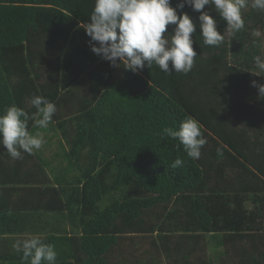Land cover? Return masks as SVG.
I'll list each match as a JSON object with an SVG mask.
<instances>
[{"label":"trees","instance_id":"1","mask_svg":"<svg viewBox=\"0 0 264 264\" xmlns=\"http://www.w3.org/2000/svg\"><path fill=\"white\" fill-rule=\"evenodd\" d=\"M94 2L0 0V114L14 104L31 116L33 95L57 108L46 129L28 122L29 132L43 135L39 150L10 164L0 146V171L10 174L0 176V264H24L13 244L46 217L68 220L71 229L56 227L57 235L41 238L54 246L56 264H112L108 256L128 235L176 230L263 235L264 192L255 195L251 210L242 200L231 208L226 196L211 204L210 194L211 205L203 202L197 194L205 185L198 160L187 157L162 129L178 128L186 116L193 117L204 138L235 159L242 179L264 183V122L250 125L264 117V96L252 86L253 81L264 84V72L254 65L257 56L264 61V12L249 0L242 14L245 26L233 33L206 6L202 11L217 21L224 40L218 47L206 46L197 27L192 37L197 57L187 74L164 73L154 64L135 74L123 64L95 72L103 59L91 51L83 30ZM180 2L171 0V6ZM183 12L198 24L199 12L187 5ZM174 27L168 26V33ZM217 149L213 153L222 159ZM177 158L183 166L173 168ZM189 197L196 209L188 216L184 211L188 220L171 229L170 221L182 214L178 203ZM105 199L111 202L101 208ZM254 261L264 263V253Z\"/></svg>","mask_w":264,"mask_h":264},{"label":"clouds","instance_id":"2","mask_svg":"<svg viewBox=\"0 0 264 264\" xmlns=\"http://www.w3.org/2000/svg\"><path fill=\"white\" fill-rule=\"evenodd\" d=\"M248 3L249 0H181L174 8L171 0H95L83 30L90 37L91 51L113 67L123 64L125 70L135 74L145 65L150 68L154 64L164 73L187 74L197 57L192 39L197 27L206 46L218 47L224 40V33L217 31V21L209 11L202 10L206 6L214 9L226 22V30L235 33L245 26L241 10ZM186 5L200 13L198 24L183 12ZM251 7L264 12V0H251ZM168 26H175L172 33H168ZM254 65L264 72L261 57L254 58ZM252 86L260 97L264 96V84L253 81ZM29 103L36 109L31 116L14 104L0 114V146L13 159H22V153L32 154L44 144L40 132L28 131L29 120L34 127L46 129L57 111L56 105L43 96L33 95ZM162 133L178 140L192 160L201 157V149L207 143L201 125L191 116H186L178 128L164 127ZM217 154L222 155L220 148ZM183 163L177 158L172 167H182ZM13 248L22 252L24 264H56L54 246L44 243L38 235L17 240Z\"/></svg>","mask_w":264,"mask_h":264},{"label":"crops","instance_id":"3","mask_svg":"<svg viewBox=\"0 0 264 264\" xmlns=\"http://www.w3.org/2000/svg\"><path fill=\"white\" fill-rule=\"evenodd\" d=\"M260 122H264V117H261V115L255 117L254 122L250 125L257 128ZM214 146L216 147L208 139L207 145L201 151V157L198 159V164L204 171L205 185L199 189L197 194L200 195L201 192L205 198L203 202H208V205L213 204L212 202L214 201L217 203L219 202V197L226 196L230 199L231 208L239 207V201L242 200L243 206L247 210H251L255 205L252 201L255 195L264 192V183L259 180L255 181L251 177L242 179L238 170L234 168L237 165L235 159L225 154H222L223 158L219 159L213 153L217 149ZM13 173L15 174V172ZM48 173L50 174V170L47 171ZM8 175L10 174H6L5 177L8 178ZM49 177L53 181L51 175ZM210 194L214 195L210 200L211 204L209 199H207ZM189 196L192 198L196 197L190 194ZM199 197L201 196H197L198 199ZM192 198L180 200L178 203L180 208L177 209L182 214H180V217H176L179 219L170 221L171 229L174 228L175 224L188 220L184 219V211H186L184 214L188 216L189 211L196 209L194 204L196 201ZM226 202L228 203L229 201ZM173 208L175 206L173 207V204L170 205L163 217L164 219L167 214L173 211ZM196 218L197 216L192 218L193 223L196 222ZM45 220V223L37 224L42 227L32 225V228L28 229L23 237L44 235V238H46L53 234L57 235L58 230H55L56 227H64L68 233H71L68 220H63L61 217H46ZM160 224H162V221H159L158 225ZM258 225L259 222L257 221L254 226L259 227ZM42 228L44 229L43 231H41ZM250 235H253V237ZM134 237H144V239H141L144 240V250L140 254V259L137 258V261H134L132 256H126L127 252L131 253L129 252L130 245L128 241L122 240L118 250L108 256L109 262L112 264L119 262L126 264H256L254 260L261 258L262 253H264V245L261 244V240H264V234L261 236L247 232L193 234L192 232L186 233L176 230V232L169 234L156 232L144 236L128 235L125 238L126 240L128 238L132 240Z\"/></svg>","mask_w":264,"mask_h":264},{"label":"rangeland","instance_id":"4","mask_svg":"<svg viewBox=\"0 0 264 264\" xmlns=\"http://www.w3.org/2000/svg\"><path fill=\"white\" fill-rule=\"evenodd\" d=\"M243 10H245V8L244 9H242L241 11H243ZM118 63V62H117ZM119 64V63H118ZM104 67H113V66H111L110 65V63L109 62H107V61H105V60H103V62L102 63H100V64H98L97 66H95L94 68H93V71H95V72H97V71H100V70H102ZM114 69H117V70H119V67H114ZM90 87V85H89V83L85 80V85H84V88H89ZM85 91V93H89V89L88 90H84ZM47 158H49V159H53V158H51L50 157V154L49 153H47ZM8 161L10 162V164H15L14 163V160L15 159H13V158H11L10 156H8ZM10 159H12V160H10ZM7 170H9V169H7ZM209 170V169H208ZM1 172V171H0ZM57 173H55V174H58V171H56ZM2 174H0V176L1 177H4V176H6V174H7V172H6V174H5V172H4V170L1 172ZM9 173V172H8ZM48 175L50 176V174L48 173ZM0 177V178H1ZM110 202H111V199H105L104 201H103V203H101L100 204V207L101 208H106V206L107 205H109L110 204ZM39 237H40V239L41 238H44V235H38ZM141 239H144V237L143 238H141V237H134L132 240H130V238H128L127 240H126V238H123V241L125 240V241H128V244L130 245V247H129V252H131V253H126V256H132L133 257V259H134V261H137V258L138 259H140V254H142L143 253V250H144V240H141ZM134 245V246H133ZM124 258V257H123Z\"/></svg>","mask_w":264,"mask_h":264}]
</instances>
